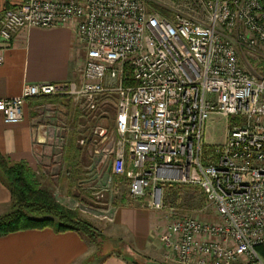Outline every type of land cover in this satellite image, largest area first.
Here are the masks:
<instances>
[{"label": "built area", "instance_id": "1", "mask_svg": "<svg viewBox=\"0 0 264 264\" xmlns=\"http://www.w3.org/2000/svg\"><path fill=\"white\" fill-rule=\"evenodd\" d=\"M14 1L0 14V40L74 26L87 57L77 80L25 84L20 96L1 100L4 124H20L33 99L72 96L88 112L114 96L113 171L129 180L130 196L163 211L165 188L192 186L216 213L204 223L170 209L165 258L264 264L256 252L264 245L262 0H169L172 10L158 0ZM212 116L239 122L215 162L205 145Z\"/></svg>", "mask_w": 264, "mask_h": 264}, {"label": "crops", "instance_id": "2", "mask_svg": "<svg viewBox=\"0 0 264 264\" xmlns=\"http://www.w3.org/2000/svg\"><path fill=\"white\" fill-rule=\"evenodd\" d=\"M14 3V0H0V14ZM0 56L3 58L0 65L1 101L20 96L25 84L77 80L87 52L78 41L74 26H68L46 30L23 29L9 43L0 40ZM40 112L38 106L29 101L23 121L17 125L4 124L0 113V152L10 164H26L35 176H42V189L56 197L57 185H63L64 181L61 167H67L72 144L63 140L52 121L41 122ZM70 187L72 192L68 196L76 193L75 187ZM57 200L70 207L69 202ZM10 207L11 192L0 177V216L7 214ZM161 226V217L151 210L117 208L103 234L107 239L121 241L122 244L105 259L96 261L95 247L83 235L45 229L0 237V264L157 263L161 262V255L157 251L160 242L156 233L157 229H162Z\"/></svg>", "mask_w": 264, "mask_h": 264}, {"label": "rangeland", "instance_id": "3", "mask_svg": "<svg viewBox=\"0 0 264 264\" xmlns=\"http://www.w3.org/2000/svg\"><path fill=\"white\" fill-rule=\"evenodd\" d=\"M158 1L168 10H172L174 7L169 0ZM248 64L252 63L249 61ZM30 102L37 105L41 111L42 118L39 119L41 122L52 121L57 125V131L63 140L67 143L71 142L72 146L81 152L77 169L70 168L68 164L66 168L61 167L64 181L63 185H57L56 197L69 202L68 206L70 207L66 208L79 212L80 220L89 223L95 231L94 234L101 236V238L96 237L95 241L84 236L95 247L96 261L114 254L116 245L104 240L103 230L112 220V215L117 208H144L161 217L163 226H161V230L157 229L156 233L160 242L157 251L161 255V262L157 263L160 264H179L172 259L165 258L167 252L163 239L173 221L170 209L175 211L174 214L191 216L204 223L216 222L215 211L208 206L204 194L198 188L186 185L165 188L166 209L159 211L147 206L148 199H133L130 196V182L126 177L119 176L116 179L113 176V163L118 140L116 132L117 107L114 96L99 98L96 102L97 108L88 112L84 111L86 104L84 105L81 99L72 96L38 98ZM237 123L239 122L233 118L221 116L210 118L205 131L207 161H216L214 150L225 143L230 129ZM58 146L56 145V147ZM71 175H79L82 181L74 186L76 193L68 196L72 192L70 185L73 179L69 177ZM35 180L40 186L43 183L42 176H35ZM101 218L104 219L101 221Z\"/></svg>", "mask_w": 264, "mask_h": 264}, {"label": "trees", "instance_id": "4", "mask_svg": "<svg viewBox=\"0 0 264 264\" xmlns=\"http://www.w3.org/2000/svg\"><path fill=\"white\" fill-rule=\"evenodd\" d=\"M162 13L170 16L167 11ZM80 158L79 150L72 146L69 160L66 162L70 168L77 169ZM79 175L69 176L73 179L70 181L71 185L77 186V183H81ZM113 176L116 179L119 177L114 172ZM0 177L11 192L10 211L0 216V237L30 230L51 229L57 233L77 232L93 241L96 237L101 238L100 235L94 234L95 231L89 223L80 220L79 212L66 208L58 202L53 193L43 190L26 164L12 165L1 152ZM104 240L116 245L114 251L122 244L121 241L113 242L106 237ZM256 252L264 262V245L257 247Z\"/></svg>", "mask_w": 264, "mask_h": 264}, {"label": "water", "instance_id": "5", "mask_svg": "<svg viewBox=\"0 0 264 264\" xmlns=\"http://www.w3.org/2000/svg\"><path fill=\"white\" fill-rule=\"evenodd\" d=\"M263 4H264V0H262ZM147 264H160V263H155V262H149ZM255 264H259V263H255Z\"/></svg>", "mask_w": 264, "mask_h": 264}]
</instances>
